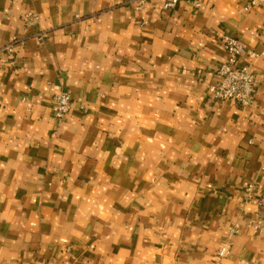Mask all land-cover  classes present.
<instances>
[{
  "label": "crops",
  "instance_id": "1",
  "mask_svg": "<svg viewBox=\"0 0 264 264\" xmlns=\"http://www.w3.org/2000/svg\"><path fill=\"white\" fill-rule=\"evenodd\" d=\"M137 1L0 0V264H264L244 191L264 187V4ZM224 32L247 107L208 94Z\"/></svg>",
  "mask_w": 264,
  "mask_h": 264
},
{
  "label": "built area",
  "instance_id": "2",
  "mask_svg": "<svg viewBox=\"0 0 264 264\" xmlns=\"http://www.w3.org/2000/svg\"><path fill=\"white\" fill-rule=\"evenodd\" d=\"M180 0H167L164 8L167 10L174 9ZM191 5L198 7V0H188ZM145 0H138L135 4L137 9H141ZM264 4V0H249L245 5V9H253ZM27 23H32L36 19L32 13H27L24 17ZM222 47L225 51L224 60L216 67V73L219 81L210 84L208 94L215 101H232L239 106H250L254 103L257 93L258 78L252 71L251 65L242 61L246 52L245 45L230 33H222ZM1 49V48H0ZM6 53L12 55L13 49L11 45L3 47ZM257 53H252V57H257ZM9 64L14 66L16 60L12 57ZM53 112L56 120H63L71 109V95L68 90H62L54 96ZM245 200L255 201L264 209V187L257 185L256 182H246L244 184ZM246 226L255 232H261L264 229V214L260 215L257 211L255 216L246 222ZM241 230V224L234 222L229 225L228 235L222 240L216 252V261L227 257L231 253L232 239Z\"/></svg>",
  "mask_w": 264,
  "mask_h": 264
}]
</instances>
